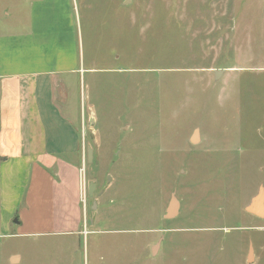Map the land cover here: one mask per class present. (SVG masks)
Instances as JSON below:
<instances>
[{
  "label": "rangeland",
  "instance_id": "obj_1",
  "mask_svg": "<svg viewBox=\"0 0 264 264\" xmlns=\"http://www.w3.org/2000/svg\"><path fill=\"white\" fill-rule=\"evenodd\" d=\"M0 2L12 23L27 10ZM72 13L80 65L98 68L73 80L76 225L27 234L14 214L0 264H264V218L246 209L264 190V0H73Z\"/></svg>",
  "mask_w": 264,
  "mask_h": 264
},
{
  "label": "crops",
  "instance_id": "obj_2",
  "mask_svg": "<svg viewBox=\"0 0 264 264\" xmlns=\"http://www.w3.org/2000/svg\"><path fill=\"white\" fill-rule=\"evenodd\" d=\"M22 6L27 10L14 23L0 10V235L20 211L27 234L71 231L81 149L73 80L98 68L80 65L73 0H24ZM45 206L51 219L44 224ZM170 207L172 219L180 204L172 217Z\"/></svg>",
  "mask_w": 264,
  "mask_h": 264
},
{
  "label": "water",
  "instance_id": "obj_3",
  "mask_svg": "<svg viewBox=\"0 0 264 264\" xmlns=\"http://www.w3.org/2000/svg\"><path fill=\"white\" fill-rule=\"evenodd\" d=\"M92 158H93V149L90 147L88 150L89 161H92ZM89 176L92 179L90 182V185H89V193H90V195H93L94 191L96 190L97 185H96V182L94 181V175H92V173H90ZM170 204H171V207L169 209V215L168 216L172 217L173 215L176 214V209L178 207V203L173 198L172 202ZM246 209L250 213L256 214L260 217H264V190L262 188L260 189L258 194L252 198L251 202L246 207ZM251 259H252V250H250V256H249V260H251ZM17 260H18V257L14 256L12 261L16 262Z\"/></svg>",
  "mask_w": 264,
  "mask_h": 264
}]
</instances>
